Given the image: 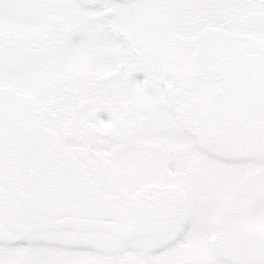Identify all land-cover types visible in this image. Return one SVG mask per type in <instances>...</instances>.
Returning a JSON list of instances; mask_svg holds the SVG:
<instances>
[{
	"label": "flooded vegetation",
	"instance_id": "1",
	"mask_svg": "<svg viewBox=\"0 0 264 264\" xmlns=\"http://www.w3.org/2000/svg\"><path fill=\"white\" fill-rule=\"evenodd\" d=\"M182 1L172 0L169 10L173 14L175 5H183L184 40L176 39L178 45L171 53L159 50L154 41L150 49L145 48L136 31L132 39L126 31L114 34L107 29L105 37L108 31L119 40L106 53L115 59L113 64L106 66L100 56L104 52L97 44L105 37L97 35L93 44L84 46L79 61L63 66L62 59L51 57L42 62L46 78L38 77L26 86V95L34 98L31 102L38 121L51 129L73 155L72 144L77 139L73 134L85 131L90 132L93 149L99 145L106 152L111 148L116 152L119 144L120 153L131 146L134 156L152 151L158 160L154 162L155 172L148 169L146 181L132 195L124 190L119 174L115 179L107 178L104 188L88 157L74 156L86 165L97 185L124 208L122 229L139 234L148 225L154 239L165 242H169L166 236L171 237L172 224H191L192 218L204 224L207 204L213 202L218 204L212 224H264V127L248 124L247 130L252 132L246 139L235 129L216 128L210 114L216 102H234L240 90L254 92L258 87L249 80L230 85V77L255 62L264 67V0ZM142 13L140 9L137 18ZM159 16L155 14L152 21L157 18L159 24ZM11 37L23 39L14 33ZM173 37L179 38V34ZM40 48L45 47L36 49ZM12 95L6 90L4 96L0 95V104L13 103ZM64 131L69 132L65 135ZM192 148L205 156L215 149L213 200L207 198L210 164L202 156L191 157ZM116 157L111 152L105 155L115 176ZM83 220L43 218L22 226L14 220L11 199L0 185V259L12 258L17 246L24 250L13 262L4 264H57V258L49 253L57 246L71 251L67 254L70 264H79L74 259L78 251H93L100 236L116 238L118 233L113 229L119 225ZM82 224L87 227L86 233L79 230ZM175 232V239H179L180 227ZM132 238L131 234L127 237ZM219 240L218 251L225 259L252 257L256 250H261L264 258V235L250 227L230 229Z\"/></svg>",
	"mask_w": 264,
	"mask_h": 264
},
{
	"label": "rangeland",
	"instance_id": "2",
	"mask_svg": "<svg viewBox=\"0 0 264 264\" xmlns=\"http://www.w3.org/2000/svg\"><path fill=\"white\" fill-rule=\"evenodd\" d=\"M106 1L111 2L104 6L106 3L103 2ZM171 3L172 0H0V95L4 96L8 90L13 92L14 101L22 99L31 101L34 98L31 99L32 95H26V86L32 84L38 77L46 78L43 75L42 62L48 61L51 57L53 60L62 59L63 66L79 61L84 56V46L93 44L92 40L97 35L104 38L107 29L114 34L126 31L132 39L135 38L133 35L136 31L140 34L141 43L145 48L150 49L151 41H154L160 46L159 50L164 49L165 53H171L173 47L178 45L176 39L184 40L183 5H175L174 8L172 6L174 12L171 14L169 11ZM101 4L102 6L98 8ZM140 9L144 13L137 18ZM155 14L162 17L159 24H156L157 18L154 19L155 23L152 21ZM12 33L22 35L23 39L12 38ZM107 33L102 43L97 44L98 50L104 52L100 56L104 57L106 66L113 64L115 60L112 55L106 53H109L112 46L116 47L119 44L118 37L109 35L108 31ZM5 34H10V37H6ZM80 34H84V37H79ZM177 34L179 38H174L173 36ZM35 35L42 41L34 38ZM38 47L45 48L36 49ZM34 56L36 59L33 61ZM159 56L161 58V53ZM38 80L35 82L36 85L39 84ZM68 132L64 131L65 135ZM73 135H77L74 141L77 144H72L74 155L88 157L92 169L95 170L96 179L104 188L108 186V179L113 177L115 179L119 174L124 190L132 195L135 190L141 189L146 181L147 170L155 172L154 162L158 160L154 158L151 150L149 153L139 152L134 156L130 151L133 149L131 146L126 152L120 153L118 144L116 152L111 148L107 153L99 145L93 149L90 132H77ZM115 145L114 143L112 147ZM173 149L175 150V147ZM214 150L211 148L206 156L195 148L190 152L191 157L202 156L210 164L207 166L209 168L207 198L211 200L216 198L213 195L216 182L215 161L212 159V156H215ZM110 152L117 155L114 165L118 170L116 176L105 158ZM134 158L137 161H133ZM184 159L185 157H182V160ZM170 170L174 174V169ZM174 183L175 181L171 182V187ZM117 197L118 200H123ZM217 204L215 202L207 204L204 224H198L192 217L191 224H172L169 234L171 237L166 236L169 242H165L164 239L155 240L151 229L146 228L148 225L143 226L139 234H135L132 229H122L125 227L123 225L114 231L124 233L123 236L118 234L114 239L100 236V241L98 239L93 245V251H78L74 259L79 264H264L261 250L254 251L252 257L243 256L235 261L225 259L220 254L218 246L222 234L225 235L230 229L245 230L250 227L264 235V224H212ZM179 227L182 234L179 239H175L177 234L175 231ZM79 230L86 233V225H80ZM96 231H100V228ZM130 234L131 237L140 239L128 240ZM23 250L24 247H14L12 258L0 259V264L6 261L13 262ZM49 253L57 258V264H65L67 261L71 263L67 256L71 253L70 250L54 246Z\"/></svg>",
	"mask_w": 264,
	"mask_h": 264
},
{
	"label": "water",
	"instance_id": "3",
	"mask_svg": "<svg viewBox=\"0 0 264 264\" xmlns=\"http://www.w3.org/2000/svg\"><path fill=\"white\" fill-rule=\"evenodd\" d=\"M239 80L258 87L240 90L234 102L215 104L211 120L216 128L235 129L246 138L252 132L248 124L264 127L263 65H246L230 77V85ZM0 185L11 198L14 219L23 226L44 217L117 223L125 218L123 208L98 188L56 134L37 121L29 101L0 106Z\"/></svg>",
	"mask_w": 264,
	"mask_h": 264
}]
</instances>
